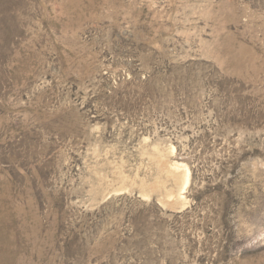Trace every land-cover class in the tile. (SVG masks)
<instances>
[{
	"label": "rangeland",
	"instance_id": "1",
	"mask_svg": "<svg viewBox=\"0 0 264 264\" xmlns=\"http://www.w3.org/2000/svg\"><path fill=\"white\" fill-rule=\"evenodd\" d=\"M0 264H264V0H0Z\"/></svg>",
	"mask_w": 264,
	"mask_h": 264
},
{
	"label": "bare ground",
	"instance_id": "2",
	"mask_svg": "<svg viewBox=\"0 0 264 264\" xmlns=\"http://www.w3.org/2000/svg\"><path fill=\"white\" fill-rule=\"evenodd\" d=\"M187 182V181H186Z\"/></svg>",
	"mask_w": 264,
	"mask_h": 264
}]
</instances>
